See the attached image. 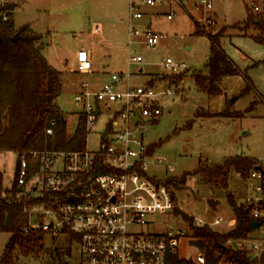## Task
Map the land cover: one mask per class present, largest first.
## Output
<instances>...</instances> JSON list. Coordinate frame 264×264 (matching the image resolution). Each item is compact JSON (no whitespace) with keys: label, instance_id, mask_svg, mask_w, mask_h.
Wrapping results in <instances>:
<instances>
[{"label":"rangeland","instance_id":"obj_1","mask_svg":"<svg viewBox=\"0 0 264 264\" xmlns=\"http://www.w3.org/2000/svg\"><path fill=\"white\" fill-rule=\"evenodd\" d=\"M261 1L257 0L258 3ZM0 4L15 9V27L29 24L42 33L44 55L52 66L63 71V91L57 103L67 109L70 133L76 129L78 114L82 110L75 101L80 83L86 80L91 89H98L100 83L111 80V74H124L121 88L127 84L153 83L173 90V94L166 98L164 112L158 121L147 123L144 129L146 145L160 142L153 155L147 158L150 177L157 180L180 178L185 172L196 169L200 161L202 165H213L239 152L244 157L256 158L264 166V43L253 39L261 34L255 25H240L248 12L258 14L264 10L254 11L246 0H214L212 11L196 10L191 5L185 11L173 5L176 11L173 19H167L163 13L152 18L150 28L165 34L166 38L157 50L136 46L144 56L143 63L137 66L128 63L129 54L134 49L128 46L130 0H3ZM157 6L160 5H142L144 16L134 20L133 24L143 31L148 26L152 9ZM160 9L166 11L169 6L165 4ZM210 18L212 21L209 22ZM208 32L223 35L221 48L240 69L239 73L223 79V93L215 97L200 91L193 77L197 72H207L205 63L211 46ZM82 48L91 51L93 66L88 73L74 69L76 54ZM168 56L183 64L184 71L172 73L165 68L162 62ZM141 67L142 71H139ZM95 69L98 74L92 72ZM247 78L251 86L241 95L248 86ZM227 105L232 111L243 110L239 112L244 116H195L196 109L218 113ZM118 107V103L101 106V119L87 137L88 148H98L99 130L106 126L107 117ZM16 159V153L0 151L5 190L14 178ZM250 186L247 179L236 171L230 173L228 189H221L193 174L187 176L184 185L174 190V195L180 211L207 221L215 215L224 214V218L231 213L234 215L227 190H230L232 199L241 203L244 194L251 192ZM160 219L163 220L161 225L155 228L145 226L144 230L164 232L171 226L187 228L185 221L174 212ZM215 228L223 231L228 226L222 224ZM9 237V233L0 232V255ZM190 242L187 229L185 237L179 240V257L190 260L189 264H198L199 251ZM57 250H70V253L60 256ZM19 264H80L79 247L68 235L45 232L40 254L21 256Z\"/></svg>","mask_w":264,"mask_h":264},{"label":"built area","instance_id":"obj_2","mask_svg":"<svg viewBox=\"0 0 264 264\" xmlns=\"http://www.w3.org/2000/svg\"><path fill=\"white\" fill-rule=\"evenodd\" d=\"M246 1L254 11L264 10V0L262 4ZM165 4L170 8L167 19H173V5L186 10L193 4L197 9L212 11L214 0H130L128 46L134 49L129 54V64L139 66L144 61L136 46L157 50L166 38L149 26L141 31L133 24L144 16L141 6ZM162 64L172 73L184 71V65L170 56ZM74 69L80 73L91 71L87 50L78 51ZM124 77L113 73L111 80L98 89H91L89 81H82L75 101L86 116L85 148H36L17 153L14 178L5 194L8 200L23 195L38 198L40 203L29 211L28 225L23 230L68 235L79 247L80 264H167L168 252L177 250L180 238L189 230L188 223L186 229L171 226L164 232L144 230L145 226L161 225V216L178 208L173 189L147 174L149 156L144 142L146 124L160 118L173 90L153 83L121 88ZM113 103L119 107L99 130L98 148L91 150L87 137L101 119V106ZM55 125L56 121H52L46 133L52 135ZM247 181L251 192L243 202L244 209H249L254 220L262 221L263 226L264 166H256ZM192 217L195 226L217 225L223 220L221 216L213 221ZM236 244L259 251L258 255L264 251V246L253 241L248 244L247 239ZM197 263H205L200 253Z\"/></svg>","mask_w":264,"mask_h":264},{"label":"trees","instance_id":"obj_3","mask_svg":"<svg viewBox=\"0 0 264 264\" xmlns=\"http://www.w3.org/2000/svg\"><path fill=\"white\" fill-rule=\"evenodd\" d=\"M13 12L14 8L0 4V151L17 154L36 148L84 149L87 136L85 114H78L76 129L70 133L68 112L57 103L63 91V71L52 66L44 55L42 34L36 33L28 25L15 27ZM240 25H255L261 34L253 36V39L264 43V12H248L246 20ZM207 35L211 42L210 55L205 63L207 72H197L193 77L200 91L215 97L223 93L222 79L239 73L240 69L223 52L220 45L223 35L212 32ZM247 80L248 86L241 95L251 86L250 79ZM195 116L241 117L243 114L239 111L231 112L227 105L218 113L196 109ZM52 121H56V125L54 133L49 135L46 129ZM159 145L160 142L147 145L145 153L152 156ZM256 166H262L256 158L237 154L213 165H202L200 161L192 172H185L180 178L168 177L162 181L174 193L179 185L185 184L188 175L196 174L206 182L228 189L232 171L247 179ZM7 191L0 171V232L10 234L0 255V264H19L21 256H37L43 250L45 232L41 229L23 230L28 225L29 211L40 201L30 195L8 200L5 197ZM228 198L236 222L227 231L208 224L195 226L192 216L178 208L173 212L189 224L190 243L204 256V264H264V251L254 255L251 249L236 244L250 237L254 218L249 209H244L243 203H237L229 194ZM56 253L60 256L68 255L70 250H57ZM189 263L190 260L179 257L178 250L167 254V264Z\"/></svg>","mask_w":264,"mask_h":264},{"label":"crops","instance_id":"obj_4","mask_svg":"<svg viewBox=\"0 0 264 264\" xmlns=\"http://www.w3.org/2000/svg\"><path fill=\"white\" fill-rule=\"evenodd\" d=\"M1 1H3V0H1ZM0 1V2H1ZM191 6H193L196 10H198L193 4H190ZM163 5H160L159 7L157 6V8L156 7H154L153 9H152V12H151V16H150V19H149V23H148V26L150 27L151 25H152V18L154 17V16H156V14L158 15V14H161V13H163V14H166V16H167V13L170 11V8L169 9H167L166 11H163V10H161L160 9V7H162ZM15 10V9H14ZM185 11H187V8H186V10ZM28 26H29V24H27ZM33 31H35L36 33H38V34H42V33H40V32H38V31H36V30H34L32 27H30ZM83 49V48H82ZM81 50V49H80ZM88 51V50H87ZM78 53V52H77ZM88 54H89V57H90V59H91V51H88ZM76 61H77V54H76ZM91 61H92V59H91ZM92 66H93V62H92ZM142 69V68H141ZM92 72H94V74H98L99 73V71L97 70V69H95L94 71H92ZM225 78V77H224ZM223 78V79H224ZM223 79H222V81H223ZM159 81H162V79H159ZM222 81H221V83H222ZM99 86H101V83L99 84ZM222 87V86H221ZM233 102H235V99H234V101ZM65 111H67V109H65V108H63ZM231 112H233L232 110H230ZM238 111H243V110H238ZM244 116V115H243ZM215 117V116H214ZM242 117V116H241ZM208 118H210V117H208ZM232 118H238V117H232ZM230 156H233V154L232 155H229V156H227V157H230ZM191 176V175H190ZM229 192H230V190H227V199L229 200V198H228V194H229ZM247 195H248V193H245L244 194V197L242 198V200H241V203H243L244 202V200H245V198L247 197ZM227 200V201H228ZM243 201V202H242ZM228 203H229V201H228ZM210 204H212V205H214L213 203H210ZM216 205V204H215ZM190 214V213H189ZM190 215H192V214H190ZM222 217L223 218V220H222V222L220 223V224H217V225H212L214 228L215 227H217L218 225H222V224H224V226L226 225V227L228 226V228L226 229V230H223V231H227V230H229V229H231L234 225H235V217H234V215H232V213H231V215L228 217V218H224V214H220V215H215L214 216V218L213 219H211V220H207V221H213V220H215V218H217V217ZM264 226V225H263ZM191 239V238H190ZM253 241V242H256V243H258L259 245H262V246H264V228H258L257 230H255V231H253L252 233H251V235H250V237L247 239V243L249 244V242H251V241ZM191 244V243H190ZM258 251H252V253L254 254V255H258V253H257Z\"/></svg>","mask_w":264,"mask_h":264},{"label":"water","instance_id":"obj_5","mask_svg":"<svg viewBox=\"0 0 264 264\" xmlns=\"http://www.w3.org/2000/svg\"><path fill=\"white\" fill-rule=\"evenodd\" d=\"M140 71H142V69H140ZM232 101H234V100H232ZM239 154H241V153L239 152L238 155ZM261 225H262V221L254 220L252 222V230L253 231L257 230Z\"/></svg>","mask_w":264,"mask_h":264}]
</instances>
